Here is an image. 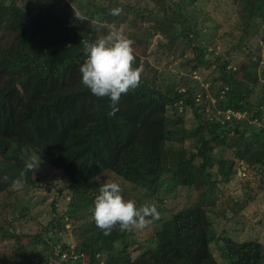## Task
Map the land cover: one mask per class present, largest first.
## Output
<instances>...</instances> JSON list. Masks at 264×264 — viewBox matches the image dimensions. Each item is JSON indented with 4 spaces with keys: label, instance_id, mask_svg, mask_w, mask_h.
<instances>
[{
    "label": "trees",
    "instance_id": "trees-1",
    "mask_svg": "<svg viewBox=\"0 0 264 264\" xmlns=\"http://www.w3.org/2000/svg\"><path fill=\"white\" fill-rule=\"evenodd\" d=\"M99 1L108 5L80 13L86 19L78 21L74 0H41L36 11L0 0V264H83V259L86 264H264L263 243L218 235L213 222L237 218L259 195L249 181L234 198L219 185L241 172L239 163L264 169V60L244 42L260 29L264 41V0H232L227 19L234 20L237 44L217 56L205 47L195 15L184 9L197 0H164L167 9L157 13L150 5L161 0H138L135 6L128 0ZM113 8H121V15H110ZM97 18L106 25L103 35L112 24L135 18L154 24L143 34L132 33L136 39L128 36L148 53L143 58L134 51L141 83L122 95L115 116L109 115L108 98L95 97L81 84L79 69L86 59L81 41L101 36L91 26ZM154 35L162 38L149 51ZM176 50V71L172 64L159 69L158 61L147 59L153 52L171 56ZM201 71L208 72L209 90L193 78ZM226 110L244 118L227 119ZM168 144L189 145V153L176 155L167 151ZM33 157L40 160L38 169L13 188ZM44 167L59 172L68 186L56 188L53 218L39 233H16L15 225L24 232L35 221L33 209L21 200L31 198L32 191L52 190L40 181ZM106 173L133 186L128 194L137 207L164 200L169 188L198 186L211 197L228 199L210 207L196 202L154 221L151 245L132 258L124 242L130 232L115 228L105 235L92 219L99 178ZM41 199L43 204L46 198ZM67 224L75 246L62 243L57 250L48 232L56 234Z\"/></svg>",
    "mask_w": 264,
    "mask_h": 264
},
{
    "label": "rangeland",
    "instance_id": "rangeland-1",
    "mask_svg": "<svg viewBox=\"0 0 264 264\" xmlns=\"http://www.w3.org/2000/svg\"><path fill=\"white\" fill-rule=\"evenodd\" d=\"M1 1H7L8 3H11L15 6H22L26 7L29 5H32V11L38 8L40 5L41 0H1ZM125 0H121V3L123 4ZM141 0H139L140 3ZM13 2V3H12ZM138 0H128L129 6L136 5ZM187 2L186 6L188 7ZM231 3L232 0H197L195 4H193L191 7L187 8L184 7V9H187L189 13H193L196 17V23H197V29L199 28L202 32V38L203 42L205 43V47L209 51H211L214 56H217L218 54H222L225 51L229 50L232 46L237 44V38H234V34L232 31V27L234 25V20L227 19V13H230L231 11ZM143 4V3H142ZM168 4L167 1L161 0L158 3H155L153 5H150V8L153 9L156 13L159 11H162L165 8V6ZM73 7L79 11V13H88V10L91 9L94 6L102 5L106 6L107 3H103L99 0H74L72 3ZM91 5L88 9H86L87 6ZM193 15V16H194ZM232 15V14H231ZM178 24L181 23V20H178ZM222 23L221 28H216L215 30L213 27L216 25H220ZM229 23V24H228ZM112 29H124V34L128 37L129 35L131 38L136 39V35H132V33H137L139 30H146L151 29V27H154V24H146L140 19H134L130 22V24H123V26L119 24H112ZM106 30V33L109 30ZM170 27H172L170 25ZM170 34H177L179 32L178 29H168L167 30ZM105 32L100 30L98 32V35H103ZM143 34V33H142ZM173 36V35H172ZM262 30L260 29L257 33V36H251L248 38V41H244L247 44H250L254 48H257V54H260V57L264 60V41H262ZM162 36L160 35H154L153 39L150 41V49L149 51H154L156 44L160 41ZM135 41V40H133ZM134 51L138 53L141 57L145 58L148 52H145L143 49H138L135 45H133ZM179 53V50H176V52H172L171 56L166 55H158L155 52L152 53V55H148L147 59L154 63V61H158L157 66L159 69H162L164 66L168 64H172L169 66L172 71H176L175 66H178L180 63L179 60H172V58L176 57V54ZM162 55V57H160ZM233 55H235V52H233ZM238 63H236L237 65ZM235 65V66H236ZM169 69V68H168ZM208 72H198L193 73V78L198 81L199 83H202L206 89H208L209 81L207 78ZM206 80V81H205ZM209 90V89H208ZM207 90V91H208ZM209 93V92H208ZM187 120L186 123L189 124L192 120L190 111H187ZM193 121V120H192ZM190 125V124H189ZM190 146L187 145L184 147H177L175 144H168L167 145V151L170 149L171 151L175 152L176 155L179 153L181 156L184 155V157L189 153ZM170 152V151H169ZM229 154V153H228ZM230 158H232L231 154ZM197 165L199 162L196 163ZM242 165V164H241ZM236 167L237 170H241V172L238 171V174H234L231 176V182L226 185L222 186L219 185V189H223L228 194H231L234 198L235 196H242L244 193L243 185L246 183V181H249V187L253 186V190H256L259 192L258 198L255 199L254 202H251L246 206V208L239 214H237V218H234L231 221H225L222 220L221 217L214 218L213 222L215 223V228L217 226V233L219 234V231L223 232L236 239L237 241H250V240H257L264 244V169H261L259 167H251L246 168L244 165L240 166V163ZM244 169V170H243ZM40 181L42 185L45 187L50 186L52 188L51 192L46 193L44 189L42 191H32L31 198L24 197L21 200V203L23 205H27L28 208L33 209L35 214V221L32 223L26 224L23 231L19 232L21 229H19L18 225H15L16 227V233H29L30 235H36L40 232V226H44L47 222H49L53 218V213L51 211L50 204L55 200V196L57 195L56 188L57 187H66L68 184L65 182L64 179H62L61 174L57 171H54L53 169L44 167L40 171ZM106 180H110L113 182H117L121 185L123 192L122 195L126 200H134L135 197L132 196V194H128V191H131L132 187L127 182H123L119 180L117 177L111 175V174H104L99 178V184L106 182ZM46 185V186H45ZM259 188V189H258ZM202 187H194L193 189H186V188H169V193L163 195L164 200H154L152 204H155L158 211H160V218L161 219H169L174 213L181 211L184 209L187 205H192L196 202H199L200 204H204L206 207H210L212 203H217L218 205L225 204L226 200L228 198H223L221 196L215 197L210 194V191L207 192L203 190ZM16 192V190H14ZM263 192V193H262ZM126 193V194H125ZM63 195L67 194V191L62 192ZM41 196H44L46 198V201L41 204L39 201H41ZM0 200L3 201L2 196H0ZM67 197V196H66ZM67 199V198H66ZM39 203V204H38ZM54 217H56L54 215ZM240 221V222H237ZM41 222V224L38 226V223ZM262 224V225H261ZM134 232H130V234H126L125 236V243L128 244V250L127 253H130L131 257H137L139 254V248H145L146 246H150V239L153 237V226H150L149 228L145 230H134ZM74 232L72 228L67 224L65 225L64 229L58 233H51L48 232V237L52 238L54 242H57L58 244H55V248L58 250L60 247L59 244L66 243L70 246H75L74 240ZM135 245L133 246V244ZM214 248V245L212 244V250ZM213 254L216 258H219L220 252L219 250H213ZM86 259H83V264H86ZM227 264V263H225Z\"/></svg>",
    "mask_w": 264,
    "mask_h": 264
},
{
    "label": "clouds",
    "instance_id": "clouds-1",
    "mask_svg": "<svg viewBox=\"0 0 264 264\" xmlns=\"http://www.w3.org/2000/svg\"><path fill=\"white\" fill-rule=\"evenodd\" d=\"M75 11V10H74ZM121 8H113L110 15L119 16ZM78 21L86 19L85 16L75 11ZM94 30L99 31L106 25L99 18L91 21ZM86 59L80 66L81 84L97 98H108L110 116H115L119 111V102L122 95L135 91L141 83L142 69L134 67V41L124 34L123 28L109 30L106 35H101L92 42L81 41ZM40 160L35 157L26 163L19 172V177L12 182L13 188L22 186L28 172L38 169ZM7 181L9 178H3ZM123 189L117 182L106 180L98 188L91 210L92 219L96 227L105 235H110L115 228L121 232L145 230L154 221L160 219V213L155 204L144 203L137 207L134 200H126L122 195ZM67 256L64 254L63 259Z\"/></svg>",
    "mask_w": 264,
    "mask_h": 264
},
{
    "label": "built area",
    "instance_id": "built-area-1",
    "mask_svg": "<svg viewBox=\"0 0 264 264\" xmlns=\"http://www.w3.org/2000/svg\"><path fill=\"white\" fill-rule=\"evenodd\" d=\"M196 101H198V98L196 99ZM224 115H225V117L227 119H229L230 117H234V118H236L238 120L244 118V115H241L239 113H234V112H232L230 110H226L225 113H224Z\"/></svg>",
    "mask_w": 264,
    "mask_h": 264
}]
</instances>
